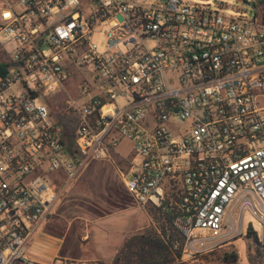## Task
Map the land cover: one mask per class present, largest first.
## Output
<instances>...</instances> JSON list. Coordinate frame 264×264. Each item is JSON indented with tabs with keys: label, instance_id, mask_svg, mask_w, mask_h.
<instances>
[{
	"label": "built area",
	"instance_id": "built-area-1",
	"mask_svg": "<svg viewBox=\"0 0 264 264\" xmlns=\"http://www.w3.org/2000/svg\"><path fill=\"white\" fill-rule=\"evenodd\" d=\"M242 3L253 18L181 0H0V264H45L22 252L32 235L86 166L117 159L135 204L173 214L182 261L215 244L206 233L248 229L264 264V0ZM67 85L73 133L52 107Z\"/></svg>",
	"mask_w": 264,
	"mask_h": 264
},
{
	"label": "rangeland",
	"instance_id": "rangeland-1",
	"mask_svg": "<svg viewBox=\"0 0 264 264\" xmlns=\"http://www.w3.org/2000/svg\"><path fill=\"white\" fill-rule=\"evenodd\" d=\"M145 1L153 2L157 0ZM181 1L208 5L212 10L217 11L219 14L234 18L243 17L245 19H251L255 14V10L244 5L242 0ZM105 32L106 30L104 28H99L94 31L90 39L92 43L97 45L99 51H101L104 46ZM82 73L83 74H78V78L83 76L85 80L84 83L89 84L87 78L88 75L85 71H82ZM65 92L66 95L59 94L52 98V101L54 102L52 107L57 113H59V119H57V122L61 127L65 130L68 129L70 133H73L77 123L76 115L72 113L64 116L60 111H62L66 96L74 98L77 94V90L74 89L73 86L67 85ZM119 153L122 156H126L129 153V145L127 141H121ZM125 167L126 163L122 159H117L114 163L103 161L91 163L86 166L77 179L67 184L64 193L56 200L51 212L42 225L49 226L52 228V231L60 234L66 225H69L70 223L75 225L77 222L81 223L80 221L87 216L93 217L95 215L93 213L96 212L94 207H98V205H102L103 203L101 197L106 194L102 191L107 186L108 188H112L113 192L116 191L117 194L123 193L124 197L126 196L128 199L130 196L127 192L125 193V191H123L124 186L122 187L120 182L121 178L116 173V169L124 172ZM105 183L108 185H105ZM63 184L64 183L61 185ZM120 187H122L123 190H119ZM134 204L114 215L106 217L105 219H97L98 221H96L90 229L92 242L90 241L91 243L87 246H79L80 253L88 252L91 256H95L96 253L104 257L109 256L112 254L113 247L119 246V243L121 242V234L125 230H132L133 228L141 227L143 224L147 223L148 217L152 222V213L155 209L150 207L141 208L137 204ZM53 225H56V227ZM247 230L248 229H246L240 236L227 239L219 238L211 233H206L202 237H204L205 240H212V238H214L215 244H207L206 247L194 253L192 258L186 262L189 264H262L260 247L258 246L257 241L254 240L255 237L253 234L249 238L247 237ZM39 234L42 233H38V235ZM38 237L37 239L40 240ZM42 239L41 241L45 242L42 246L46 250H49V252H55V242H47ZM27 248L28 247L26 246L22 252L26 254ZM226 255H233L234 258L228 259L230 260L229 262H225L223 259ZM69 264H80V261H71Z\"/></svg>",
	"mask_w": 264,
	"mask_h": 264
},
{
	"label": "crops",
	"instance_id": "crops-1",
	"mask_svg": "<svg viewBox=\"0 0 264 264\" xmlns=\"http://www.w3.org/2000/svg\"><path fill=\"white\" fill-rule=\"evenodd\" d=\"M120 172L121 171L119 169H116V173L121 178ZM120 182L122 184V178L120 179ZM106 184L107 183H105V185ZM122 187H120L119 190H123ZM123 191H125L126 193L125 189ZM102 192H104V194H106L107 196L105 195L101 197V199L103 200L102 205L94 207L96 212L93 213L95 214L93 217L87 216L83 218L82 221H80L81 223L77 222L75 223V225L73 223L66 225L60 234L52 231V228H50L49 226H40L38 231L32 235L31 239L27 243L28 248L25 255L35 262L45 264L52 262L54 259L64 260L66 261V264H69V262L71 261H80V264H98L100 262L110 263L116 255L121 244L127 237L139 233L144 228L149 227L152 222L148 217L147 223L143 224L141 227L133 228L132 230H125L121 234V242L119 243V246H114L112 249V254H110L109 256H100L96 252L95 256H91L88 252L80 253L79 246H87L92 242L90 229L91 226L96 221H98L97 219H105L106 217L114 215L115 213L122 211L130 207V205L134 204L130 197L127 199L126 196L124 197L123 193L117 194L116 191L113 192V189L108 188V186ZM53 226L56 227V225ZM38 233L42 234L38 235ZM36 236H39L38 238H40V240H38ZM35 237L36 239L34 240ZM41 239L47 242L54 241V244L56 245L55 252H49V250H46L42 246L45 242H42Z\"/></svg>",
	"mask_w": 264,
	"mask_h": 264
},
{
	"label": "trees",
	"instance_id": "trees-1",
	"mask_svg": "<svg viewBox=\"0 0 264 264\" xmlns=\"http://www.w3.org/2000/svg\"><path fill=\"white\" fill-rule=\"evenodd\" d=\"M172 220L171 212L155 209L149 227L127 237L110 263L98 264H189L181 260L183 237ZM246 234L248 238L252 235L250 230ZM231 258L226 255L223 260Z\"/></svg>",
	"mask_w": 264,
	"mask_h": 264
}]
</instances>
